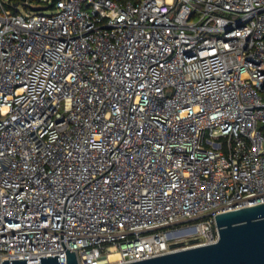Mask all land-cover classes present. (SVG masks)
Listing matches in <instances>:
<instances>
[{
  "label": "built area",
  "instance_id": "1",
  "mask_svg": "<svg viewBox=\"0 0 264 264\" xmlns=\"http://www.w3.org/2000/svg\"><path fill=\"white\" fill-rule=\"evenodd\" d=\"M0 9V264L147 260L264 204V0Z\"/></svg>",
  "mask_w": 264,
  "mask_h": 264
},
{
  "label": "water",
  "instance_id": "2",
  "mask_svg": "<svg viewBox=\"0 0 264 264\" xmlns=\"http://www.w3.org/2000/svg\"><path fill=\"white\" fill-rule=\"evenodd\" d=\"M215 223L217 240L213 244L129 264H264V204L219 214ZM65 257L66 264H77L74 253L67 250ZM38 260L39 264H58V256ZM2 264H27V260Z\"/></svg>",
  "mask_w": 264,
  "mask_h": 264
},
{
  "label": "rangeland",
  "instance_id": "3",
  "mask_svg": "<svg viewBox=\"0 0 264 264\" xmlns=\"http://www.w3.org/2000/svg\"><path fill=\"white\" fill-rule=\"evenodd\" d=\"M40 2L38 3H30V0H27L26 2L29 5V8H25L23 6V3L21 0L18 1V6L14 7V1L8 2V0H1L2 7L5 11H9L12 14H19V15H25L29 13H35V12H42L45 14H49L50 10L46 9L47 7V1L51 0H39ZM2 14V11L0 9V15Z\"/></svg>",
  "mask_w": 264,
  "mask_h": 264
},
{
  "label": "trees",
  "instance_id": "4",
  "mask_svg": "<svg viewBox=\"0 0 264 264\" xmlns=\"http://www.w3.org/2000/svg\"><path fill=\"white\" fill-rule=\"evenodd\" d=\"M14 1V3H18V1L19 0H13ZM38 2H40L39 0H30V3L32 4V3H38Z\"/></svg>",
  "mask_w": 264,
  "mask_h": 264
},
{
  "label": "bare ground",
  "instance_id": "5",
  "mask_svg": "<svg viewBox=\"0 0 264 264\" xmlns=\"http://www.w3.org/2000/svg\"><path fill=\"white\" fill-rule=\"evenodd\" d=\"M109 258H110V260H115L116 258H118V256L115 254H112Z\"/></svg>",
  "mask_w": 264,
  "mask_h": 264
}]
</instances>
